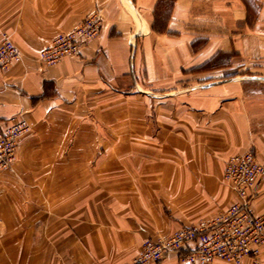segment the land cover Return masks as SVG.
Returning <instances> with one entry per match:
<instances>
[{"label":"crops","instance_id":"crops-1","mask_svg":"<svg viewBox=\"0 0 264 264\" xmlns=\"http://www.w3.org/2000/svg\"><path fill=\"white\" fill-rule=\"evenodd\" d=\"M171 1L0 0V41L10 34L22 55L0 71V129L21 113L32 126L14 168L0 170V264L133 263L145 240L236 200L229 157L254 149L264 163L254 111L212 94L264 83V0ZM97 8L100 36L42 66L54 37ZM194 70L200 82L175 86ZM152 138L163 149L140 151ZM252 206L264 212V182ZM150 264L185 263L171 253Z\"/></svg>","mask_w":264,"mask_h":264},{"label":"built area","instance_id":"built-area-1","mask_svg":"<svg viewBox=\"0 0 264 264\" xmlns=\"http://www.w3.org/2000/svg\"><path fill=\"white\" fill-rule=\"evenodd\" d=\"M102 22V13L97 8L75 29L57 34L40 52V64L51 66L66 56L79 55L83 45L100 36ZM21 59V52L11 35L2 33L0 71H6L12 62ZM31 131L32 126L23 113L0 129V170L14 168L19 142ZM223 182L236 196L226 210L212 220L181 227L156 240H145L141 252L130 264L158 263L171 253H177L185 264H213L218 260L229 264H242L245 260L261 264L264 212L257 213L252 203L264 182V163L256 151L250 149L229 157L224 166Z\"/></svg>","mask_w":264,"mask_h":264},{"label":"rangeland","instance_id":"rangeland-1","mask_svg":"<svg viewBox=\"0 0 264 264\" xmlns=\"http://www.w3.org/2000/svg\"><path fill=\"white\" fill-rule=\"evenodd\" d=\"M166 3V8L168 7L170 9L172 1L171 0H164ZM103 16V15H102ZM211 66H206L205 68H209ZM238 69H240V73L239 74H251L250 73V69L246 68L245 66H240ZM236 70L234 71H229L227 75L221 76L219 77L220 79L223 78H230L231 76L234 75ZM198 71L194 70L195 73L194 75H188V73H185L186 75L181 79L178 80V82H176L175 86L181 87L183 88L184 86H187L189 84H193L196 82H200L197 81L198 77L196 76V73ZM209 78H203L201 81H205L208 80ZM238 86H242L239 87V92L238 94H227L226 91H219V92H215L212 94H216V95H220V97H215L217 99H221V100H230L232 98H234L233 96H236V99H241L242 102H244V104H246V106H248L249 109H252L254 111L255 114V120H256V124H255V128L257 129H264V83L263 82H259V81H254V80H249L247 82H242L240 84H238ZM197 94V93H196ZM198 98H203L200 96H205L206 100H212V97L210 95V93H206V94H200L198 93ZM180 98V97H178ZM214 98V99H215ZM176 100L177 97L175 98ZM181 99V98H180ZM115 124L112 125V131H118L119 126L117 125L116 122H114ZM148 129H150V126L147 127ZM147 130V129H146ZM114 132H112V140H111V152H112V156L110 157V161L112 162V164L117 163V157L114 156L115 153L113 152H119V144L120 142L118 140H116L114 138L113 135ZM150 136V135H149ZM151 138V137H150ZM134 141L132 140L129 144H128V151L131 150V152H133L135 150V145H134ZM143 147L140 148V151H147L150 152V150L152 149H163V147H161L162 145V141L159 142V144L157 143V140L155 138L149 139V140H145L142 142ZM160 145V146H159ZM124 148V147H123ZM117 155V154H116ZM264 256L263 254H261V264L264 263Z\"/></svg>","mask_w":264,"mask_h":264}]
</instances>
